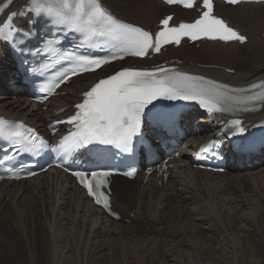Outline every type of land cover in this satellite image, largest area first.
<instances>
[{"label": "bare ground", "instance_id": "6f19581e", "mask_svg": "<svg viewBox=\"0 0 264 264\" xmlns=\"http://www.w3.org/2000/svg\"><path fill=\"white\" fill-rule=\"evenodd\" d=\"M2 1L4 0H0V2ZM28 2L29 0H14L8 11L18 12L24 5H27ZM105 6L119 19L142 26L146 29L154 28L159 19L169 13L175 14L174 21H178L179 18L183 16L192 19L197 15L194 11H183L176 7L167 8L159 0H105ZM165 10L169 12L165 13ZM215 13L228 19L233 27L246 35L247 43L240 46L236 43L222 44L219 42H203L197 48L193 45L181 44L177 49L168 47L160 57L154 58L153 61L148 63L158 64L173 59L174 61L170 64L172 66H177L178 71H187L189 74L194 75L198 73L207 79L235 88H245L263 82L264 4H241L235 7H226L217 4ZM16 21L22 26H25L27 22V20L20 21L19 18H17ZM241 47L243 49H241ZM0 51H2L0 52V58H3L6 52L5 47L1 45ZM136 64L139 65L140 62L136 61ZM232 70L233 73H231ZM105 72L106 71H101L95 74H86L76 77L70 86L64 87L63 91L66 92V95L54 98L50 103L48 111L45 113L40 112L37 107L27 102L24 97L17 96L16 100H11V94H0V115L14 120H23L36 129L42 130L46 124L43 119L44 117L47 118V123L65 118L66 114L56 116L54 115V111L79 102V95L99 77L107 75ZM12 79L13 74L7 71V67H3L2 70H0V88H6V85H9ZM217 120L222 121L223 118H218ZM245 120L250 122V125H255L264 121V102L261 105V110L248 113L245 116ZM200 121L203 125H196L199 126L200 130H208L212 134L218 132L215 122L211 123L207 119L203 121V118ZM197 141L198 139L194 137L187 147L190 146V148H192ZM185 155L186 152L183 153L184 157L180 162L187 163ZM259 159V156L253 157L250 164L253 165V162ZM242 165L245 167V164ZM241 175V178H239L226 174H213L211 172L189 169L188 166H185L184 168H179L171 172L166 183L161 182L160 186L158 185L160 179L152 175L146 183H143L141 180L142 182L134 189L129 187L134 180L128 181L121 177H115L113 179V184L115 189L119 190V200L114 199L113 205L116 208L120 207L121 209H126L123 202L129 201L134 208L135 218L133 222H137V224L140 225H142V223L148 224L155 232L157 231L155 235L156 238L152 237L150 241H148L151 243L150 252L144 251L149 244L147 241H141L142 244L139 247L136 245L137 247L134 248L132 239L134 236H129L128 238L122 237L117 223L107 218L98 208L91 205L83 191L74 187L71 179L66 175L54 173L50 178L48 175H43L32 182L2 181L0 183V220L6 217L7 219L4 222H12V229L18 232H22L21 226L23 223L21 222H42L47 234V239L45 238V249L43 255H40L43 261L42 258L41 260L38 259L37 252L32 249L33 247L27 243L25 244V242L21 243L15 238V241L7 239V243H5L6 241L4 242L7 244L5 249H7V247L9 248V257L11 256L15 260L10 262V259H8V262H10L9 264H43V262L45 264H83L81 255L83 256L84 253L81 254L82 252H79L80 257L78 254L74 255L71 261H66V259L70 257L69 255L66 256H69L68 258L63 259L64 257H62L60 253H62L64 249L69 251L68 248L73 246V239L75 238L71 237L70 232L69 234L67 233L68 237H66L67 235L65 233L64 237L61 234L56 240H53L49 232L53 233L54 224H58L62 227L69 226L71 229L77 226V228L79 227L81 230H87L88 236H91V238L94 237V240L89 242L91 248L93 247L95 250L98 249L97 252L99 253L111 247L108 245L109 242L106 243L108 247L103 244L102 241L106 238H110V241L113 240L112 242H116L114 239L117 240V242L120 240L122 244L120 246L122 248H119L120 250L117 251V248L114 247L113 244L112 248H116V250L111 249L109 253L114 259L117 258V260H115L116 262L120 261L117 264H126L124 261L126 260L125 258L131 260L130 263L127 264H155V255L158 248L157 241L166 244L168 241L167 238H171V240L175 237L184 238L183 234L185 233L186 235V230H192L194 234H198L200 233L198 229L202 228L205 231L213 233V236L208 237V243L210 244L208 245V249L211 250L208 254L212 255L215 253L218 245L223 247V245L226 244L223 243L227 237L226 233H230L228 236L231 237V231L233 230L231 227L235 222H243L244 220L246 222H252V224L258 227L260 222H264V168L261 167L259 172L243 173ZM254 177H256V179ZM244 180L248 181L245 184L249 186L250 184L252 185V187L246 191L249 196L245 195L241 197L240 201H237L236 199L230 198V195L225 194L234 186L241 184ZM178 188H181L180 191H178ZM249 190L251 192H249ZM128 212L132 211L128 210ZM117 213L121 215L119 211ZM164 217H167V222L172 223L169 227L170 230L174 231V235H167L165 233L166 236L161 237L160 233H162L161 230L164 223V220L161 218ZM201 222H207L210 226L204 228V226L200 225ZM42 224L39 223V225ZM175 224L179 228H175ZM178 232H180V234ZM30 235H32V233ZM212 237H214L215 240L218 239V245L215 242V245L212 243L214 240ZM96 238L99 240H95ZM154 239L158 240L154 241ZM96 242H98V244H96ZM76 243H78V241ZM86 246L85 249L88 250L89 247L86 248ZM212 250L214 252H212ZM77 251L79 250L77 249ZM77 251L76 253H78ZM180 252L181 258L183 256L185 259L181 260L179 257H176V259H178V264H196L194 261L196 259L194 250L187 249ZM248 252L243 249L244 254H248ZM85 253L87 254V252ZM96 254L98 253H95V255ZM90 255L88 259L92 256ZM236 259L237 257L234 258V262H236ZM104 263L107 264L106 262ZM104 263L97 258L93 264Z\"/></svg>", "mask_w": 264, "mask_h": 264}, {"label": "snow or ice", "instance_id": "6c2138e0", "mask_svg": "<svg viewBox=\"0 0 264 264\" xmlns=\"http://www.w3.org/2000/svg\"><path fill=\"white\" fill-rule=\"evenodd\" d=\"M226 2L237 5L241 0ZM166 3L182 5L185 9L200 8V14L193 22H181L178 25H170L173 17L166 16L160 21L159 30L151 33L116 18L105 6V0H30L25 12L34 14V20L49 28L50 38H41L39 43L26 49L25 46L38 36V32L33 31L36 25L19 28L14 24V18L21 13L11 12L0 21V45L6 44L19 58L25 73L35 71L27 66V57L41 53L49 59L41 66L40 76L47 77L56 65L66 66V70L55 73L43 89L45 95L42 98H47L72 76L95 71L125 56L142 58L149 55L150 50L159 53L163 45L179 46L182 38L191 41L202 38L237 41L241 44L247 40L245 35L214 15V0H166ZM62 32L77 35V47H106L112 51L107 57H91L62 49L59 39L52 36V33L58 36ZM256 87L264 88V83L244 89L166 67L152 70L125 68L99 79L83 93L82 102L75 105V113L66 121H57L67 123L72 129L59 141L56 150L74 153L90 147L113 146L121 153L132 156L138 146L146 150L151 148L150 144L145 143L143 124L146 113L156 107L155 102H195L210 114H228L236 111L238 106L264 99V93L247 94ZM7 123L0 118V137L7 135L15 138L11 143L18 145V153L37 155L38 150L49 147L33 129L23 123L15 124L14 130L5 133L4 125ZM225 125V131L232 137L244 136L247 132L240 119L227 120ZM167 128L174 130L171 121L167 123ZM218 143L214 140L212 146ZM248 147L251 148V145ZM15 158V153H6L8 161H14ZM72 174L97 204L110 208L108 195L101 191L110 171H74ZM126 174L133 175L132 171Z\"/></svg>", "mask_w": 264, "mask_h": 264}, {"label": "rangeland", "instance_id": "374dc122", "mask_svg": "<svg viewBox=\"0 0 264 264\" xmlns=\"http://www.w3.org/2000/svg\"><path fill=\"white\" fill-rule=\"evenodd\" d=\"M235 176H237V175H235ZM254 178L256 179V177H254ZM246 182H248V181L247 180H244L241 184H239L238 186H234L233 188H231L225 194L230 195V198L236 199L237 201H240L241 200V197H243L245 195L249 196V194L246 191L248 189H250L252 187V185L250 184V186H249L248 184H245ZM138 183H139V181H135L134 183L130 184L129 187L135 188L136 186H138ZM178 191H179V189H178ZM115 192L117 193L116 199L119 200V191H115ZM249 192H251V191L249 190ZM242 200H244V199H242ZM123 204L126 206V209H121L120 207H117V208L115 207V209L118 210L121 213V216H122V219L120 221H117L116 222L117 225H118V228H120V231L122 233V237L128 238L129 236H134L132 238L133 239V242H134V248H136L137 246L139 247L142 244L141 241H147V243H149L148 241H150V238H152V237L153 238H156L155 235H156L157 231L155 232L153 230V228H151L148 224L142 223V225H140V224H137V222H133V219L135 218L133 205L129 201H124ZM263 204H264V200H263ZM128 210H131L132 212H128ZM177 212L179 213L178 210H177ZM6 219H7L6 217H3L0 220V262H1V264H9L10 262L15 261L11 256L9 257V254H8V253H10V251H8L9 248L7 247V249H5L6 248L5 246L7 245V244H5V243H7V241H6L7 239H9V240L12 239V241H15L17 239L21 243H24V242H25V244L27 243L28 245H30L31 247H33L32 249H34L35 252H37L38 259L41 260L42 257L40 258V255L41 256L43 255V252H44V249H45V244H46V241L45 240L47 239L46 229H45V226H43L42 222H21V223H23V225L21 226L22 227L21 228L22 229L21 230L22 232L19 231L20 232L19 233L18 231L12 229L13 228L12 227V222H4V221H6ZM161 219L164 220L163 228L161 230L162 233H160L161 234V237L166 236V234L167 235L168 234L174 235L175 234L174 231L173 230H170V227H169L172 223L166 221L167 220V217H164V218H161ZM39 223L42 224V225H39ZM10 224H11V226H10ZM200 225L201 226H204V228H207L208 226H210V224L207 223V222H204V223L201 222ZM30 226H32V227H30ZM25 227H27V228H25ZM174 227L175 228H179L176 224H175ZM124 228H126V229H124ZM231 228H233V230L231 231L232 232L231 233L232 235H230L231 237H229L228 234H230V233H226V236L227 237L225 236L226 239L223 241V243H226V244L223 245V247L221 245H218V239L215 240V238L212 237L214 239L212 243L215 242L218 245L216 247L215 253L212 254L213 256L208 254V252L211 251V250L208 249L209 248L208 245H210L208 243V240H209L208 237L213 236V233H211L209 231H205L203 228L202 229H198V231H200V233H198V234L197 233L194 234V232L192 230H188V231L186 230L185 231L186 232V235H185V233L182 231L184 233V234L182 233L183 236H184V238L183 237H175V238H172V240H171V238H167L168 241H167L166 244L163 243V242L157 241L158 248H157V252H156V255H155V259H156L155 264H178L177 263L178 262L177 261L178 259H176V257H179L181 260L185 259L183 256L181 258V252L180 251H184V250H187V249L194 250V253L196 255V259L194 261L196 262V264H217V263L218 264H250V263L251 264H264V222H260L259 223V227H258L257 225L252 224V222H246V221L243 220V222H235L234 225ZM53 229H54L52 231L53 233L49 232V234L51 235V237H52L53 240H56V238H58L59 236H61V234L64 237L65 236V233L67 235V233L69 234L70 232H71L70 233L71 237H74L75 238V239H73V243H74L73 246H70L71 247V248L69 247L70 249L68 248L69 251H66V249H64L63 250L64 253L62 252L64 255L62 253H60L61 256L64 257L63 259H66V258H68L70 256L68 259H70V258L71 259L70 260L66 259V261H71L73 259L72 257L74 255H77V254L80 257L79 252H82L81 254L84 253L83 256L85 257L84 258L81 255V257L83 258V264H86L88 262L90 264L91 263L93 264V263H95V260H97V258H99L102 261V263L106 262L107 264H112V263L113 264H117L118 262H120V261L116 262L115 260H117V258L114 259L112 256L109 255V253L111 252V249L112 250H116V248H117V251H118V250H120L119 248H122L120 246V245H122L120 243V240H118V242H117V240L114 239V241H116V242H112L113 241L112 239H111L112 241H110V238L107 239L105 237L106 238L105 240H107V241L103 240L102 241L103 244L104 245H107L106 243L109 242L110 244L108 243V245H109V247L110 246L111 247L108 248V250L106 249V251L99 253V252H97L98 249L95 250V249H93V247L91 248V245L89 244V242L91 240H94V237L91 238V236H88L87 230H84V229L81 230V228H79V227L77 228V226H75L74 228L71 229V227H69V226L68 227L67 226H65V227L63 226L62 227V226H60L58 224H54L53 225ZM10 232H11V234H10ZM15 233L18 235V238L19 239L17 238V235ZM31 233H32V235H30ZM178 233L180 234V232H178ZM81 236H83V237H81ZM201 236H203V237H201ZM12 237H14V238H12ZM66 237H68V235ZM194 237H195L196 240L194 239ZM26 238H27L28 241L26 240ZM32 239H33V241H32ZM34 239H36V240H34ZM42 239H43V241H42ZM103 239H104V237H103ZM158 239H156V240H158ZM230 239H231V241H230ZM24 240H26V241H24ZM95 240L98 241L99 239L96 238ZM156 240L154 239V241H156ZM173 240H174V242H173ZM226 240H227V242H226ZM228 240H229V242H228ZM77 241H78V243H76ZM137 241H139V242H137ZM81 242H82V244H81ZM177 242H179V243H177ZM215 243H214V245H215ZM96 244H98V242H96ZM113 244H114V247H116L115 249L112 248L113 247L112 246ZM150 244L151 243H149L146 246L147 248L145 247L146 248L144 250L145 252H147V251L150 252V249H151V245ZM43 245H44V247H43ZM78 245L79 246L81 245L80 246V249H79V246ZM108 245H107V247H108ZM165 245H166V247H165ZM193 245H194V247H193ZM85 246H86V248L89 247V249L88 250L85 249ZM38 247L40 249H42V250H40ZM76 248L79 251H77ZM243 249H245L247 252L249 251L248 254H244L243 253ZM213 250H212V252H214ZM71 251H72V253H71ZM76 251L78 253H76ZM85 252H87L88 257H87V254ZM89 252H91V253H89ZM93 252L98 253V254L95 255V253H93ZM67 255H69V256L66 257ZM89 255L91 256L90 257L91 260L88 259L89 258ZM234 255H235V257H237V259L235 260L236 262H234V258H235ZM8 259H10V262H8ZM125 259L126 260H124V261L126 262V264L127 263H130L131 260L129 258H125ZM216 260H217V263H216ZM6 261H7V263H6ZM42 261H43V258H42ZM84 261H86V262H84ZM43 264H45V263L43 262Z\"/></svg>", "mask_w": 264, "mask_h": 264}]
</instances>
